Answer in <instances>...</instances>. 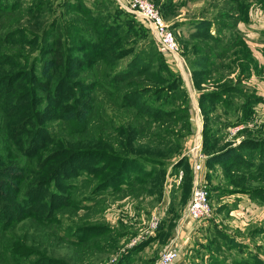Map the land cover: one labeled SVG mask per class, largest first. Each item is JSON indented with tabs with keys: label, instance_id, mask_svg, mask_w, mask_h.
Returning <instances> with one entry per match:
<instances>
[{
	"label": "rangeland",
	"instance_id": "1",
	"mask_svg": "<svg viewBox=\"0 0 264 264\" xmlns=\"http://www.w3.org/2000/svg\"><path fill=\"white\" fill-rule=\"evenodd\" d=\"M150 1L173 29L182 54L187 50L194 53V46L201 41L210 48L209 57L213 59L210 63L214 65L207 76H200L202 80L208 84H211L207 81L209 78L214 79L213 82L221 81L214 88L228 87L225 90L228 94L222 100L214 97L206 102L209 107L206 119L208 131L205 132L208 139L203 144L204 152L207 159L210 156L222 159L221 163L207 160L203 172L212 214L200 223L184 220L192 195L193 173L190 161H187V167L177 165L184 155L188 159L186 152L191 146L187 147V140L184 142L181 139L183 130L174 126L173 122L161 125L159 129L157 127L161 122L155 125L146 119L136 118L131 111L132 106H120L125 90H116L109 80V73L124 67L143 44L153 40L152 31L145 22L124 10L116 0H0V126L7 121L12 124L17 121L14 119L18 110V105L14 107L17 101L14 91H7V86L27 85V78L13 81L20 72L31 75L39 73V70L46 73L48 69L53 71L47 60L53 56L55 48L51 47L61 33L67 48L65 53L71 59H76L75 55L77 57V63L70 64L68 68L66 82L61 84L63 104L76 101L77 108L67 104V109L61 106L60 110L51 100L47 106L41 102L38 108L45 110L46 118L50 120L41 121L48 133L45 137L40 136L33 147L44 154L66 151L59 149L57 144L75 151L71 153L74 161L66 164L63 171L71 173L75 170L80 176L67 180L74 185L69 190L52 185L51 190L59 191L55 195L58 200L53 205V217L58 222L47 226L55 231L48 230L50 228L43 224L36 231L32 227L36 221L34 216L18 222L16 215L7 212L8 220L17 221V246L25 243L20 241L24 235L23 228L31 227V237L26 245L34 251L29 256V262L53 257L66 260L69 264H156L164 247L176 236L177 223L185 221L190 224L193 233L191 245L184 252L181 264H215V259L222 264H234L244 258L256 259L259 264H264V15L256 23L255 31L259 34L254 37L259 38L260 48L257 52V47L253 46L259 55L256 57L247 45L238 44L243 37L239 34L238 22L244 20L249 24L250 4L247 2L245 11L246 0H242L240 5L236 0ZM260 3L263 9L260 10L264 11V0ZM201 20L204 23L200 25L211 27L204 37L193 35ZM212 28L216 36L212 34ZM214 37L221 40L215 41ZM155 44L154 49L158 53L154 60L155 73L161 79L145 81L141 77L136 79V83L138 86L150 83L164 91L160 99L153 95L145 97L146 102L174 108L181 101H186V97L180 91L168 94V84L163 80L175 77L165 69L166 62L162 60L165 51L158 43ZM200 49L197 48L196 52L201 56ZM106 53L117 55L120 60L110 63ZM238 53H245L246 58H241ZM203 67L204 70L209 69L210 65L206 61ZM137 84L129 89H135ZM112 88L114 96L110 92ZM249 98L253 110L247 111L248 117L251 115L247 118L246 110L240 112V108L243 110L242 106ZM224 99L227 101L217 108V102ZM227 102L231 103L230 109L226 108ZM241 115L243 122L240 123L244 124L234 131L232 122L241 119ZM171 126L178 128L175 129L177 134L165 133L166 127L170 131ZM29 128L30 125H27L26 129ZM116 128L131 129L135 133L130 141L125 140V134L116 131ZM148 131L155 132L150 136ZM0 134V138L7 136L5 132L0 131ZM9 134L14 140L20 139L16 129L12 128ZM212 137L213 142L210 141ZM245 139L251 146L238 150ZM234 149L238 150L237 156ZM102 152L110 156L118 153L129 156L126 158L127 168L123 169L124 174L115 185L100 186L108 175L121 167L119 161L112 162L114 160L104 154L100 157ZM5 155L0 145L2 165ZM60 159L67 160V154ZM55 162L57 158L53 164ZM100 171L103 173L97 174ZM180 171H184L183 178L179 176ZM0 177L13 181L12 187L14 184L20 187L34 177L31 189L35 191V197L40 192L36 186L40 182L39 174H31L27 180H15L12 176L1 174ZM58 177V180L63 179V176ZM1 193L3 201L10 199L17 202L15 205L21 212L28 209L20 201L23 189L17 192L3 189ZM43 201L49 202L46 187L41 190L36 203ZM47 208L43 207L41 212L44 214ZM21 212H17L19 217L27 215ZM86 226L96 229L92 230L94 235L89 239L93 249L89 255L84 254L87 258L83 260L77 253L80 248L76 247V238L70 229ZM4 239L0 240V252Z\"/></svg>",
	"mask_w": 264,
	"mask_h": 264
},
{
	"label": "trees",
	"instance_id": "2",
	"mask_svg": "<svg viewBox=\"0 0 264 264\" xmlns=\"http://www.w3.org/2000/svg\"><path fill=\"white\" fill-rule=\"evenodd\" d=\"M205 22H207L205 20ZM204 23V20L199 21V24L196 26V32L193 33L195 36H207L209 33V30L211 27L208 25H200ZM208 23V22H207ZM148 27V26H147ZM172 29V28H171ZM151 31V29L149 28ZM173 30V29H172ZM175 34V33H174ZM152 41L143 44L141 48L136 52V54L125 64L124 67L118 68L111 73L108 74L110 82H112L116 86V90L123 91L122 92V98L120 100L121 107H130L131 111L135 115L136 118L142 120L146 119L148 123L151 124H157V122H161L160 126L157 128L160 129L161 125L172 123L174 126L177 125V127H180L179 130H183L184 133L180 135L181 139L186 140L187 136L191 133V123H190V104H189V95L185 88H183L182 80L177 74H175L169 67L168 64H166L165 69L169 70V74L175 78L171 80H163L165 83L168 84L166 89L168 90V94L171 92H177L180 91L184 93L186 97V101H181L176 107L174 108H165L164 106L160 105H153L151 103H148L145 101V97H150L153 95L155 98L160 99L162 97V94L164 91L154 88V86L150 85V83L142 84V86H138V82L136 79H139L143 77L145 81H156V79H161L160 77L156 76L155 73V56L157 51L154 49L155 43H158L152 33ZM212 36V35H211ZM214 40H217V37H214ZM243 44L246 45L245 42ZM55 48L53 56L50 57L47 62L50 65V68L52 67L53 71L48 69V73H46L44 70H39V73H32L29 75L28 73L20 72L18 77H16L13 81L18 80L19 78H27V85L25 83H19V85H8L7 91L13 92L14 91V98L17 102H15L14 107L18 105V110L16 111L14 115V119L17 120L15 124H12L10 122L3 123V125L0 126V131L5 132L7 136L5 138H0V145L2 150L5 152V156L3 157L4 164L0 167V174L1 175H9L12 176L15 180L17 179H28V176L33 174H39L40 182L37 183L38 190L40 189V192L38 193L37 197L34 195V190L31 189L33 183L35 181L34 177L31 181H27L26 183L22 184L20 187H15L16 184L13 185V181H10V179H2L0 177V240H3L2 245V252H0V260L2 264H69L68 261L63 259H57L53 257H44L36 260L35 262H29V256L32 255V252L34 251L33 248H29L27 242H29L30 236V229L31 227L24 229V235L22 238H20V241L23 240L25 243L23 245L17 246V240L18 236L15 233V228L17 221L10 219L8 220V213L16 215L19 220H25L27 217L34 216L35 222H33L32 227L34 229H41L39 228L42 224L46 227L47 225L51 224L52 222H58L55 217H53L54 212V202L55 200H58V198L55 196L59 193L57 189L51 190L52 185L54 188L63 187L66 188V190L70 189V186H74L73 183L67 182L68 179H72L74 177L80 176L78 175L75 170H73L71 173L64 172L63 169L65 168L66 164H70L74 161V157L71 153H75V151L70 150L68 148H65L64 145L57 144L59 146V149H66V151H59L60 153H51L48 152L44 154V152H39L38 149H34L33 144L38 143V140L40 136H44L48 133L47 129L45 128L44 122H41L42 120H45L46 122L50 121L46 118L45 110L43 111L41 108H38L39 104L42 105L41 102H44L45 106H47V102H52L55 107L60 108L63 106L67 109V104L70 106L75 107L77 102H68L63 104V97L61 91V84L66 82L65 75L68 71V68L70 64H76L77 63V57L75 55L76 59H71L67 54L65 53L67 48L65 46V41H63L62 33L60 34L59 38L54 40V45L51 48ZM196 48L201 47L199 51H201L203 54H206V56L201 55L199 59L197 57H194L191 61L194 64H198L200 67L199 71H196L197 74L201 72V75L205 74V76L208 75V73H204V67L203 64L207 63L210 65V59H207L209 57L210 48L203 44V42H199L196 46ZM105 57L110 63H117L120 60V57L117 55H113L112 53H106ZM205 57L206 59L201 60V58ZM163 58V57H162ZM163 62L164 58L162 59ZM249 69V68H247ZM245 69V70H247ZM37 70V69H36ZM58 70H60V73L58 74ZM206 70V69H205ZM28 74V75H24ZM196 74V73H195ZM21 75V76H20ZM59 75V77H58ZM175 75V76H174ZM198 76V75H196ZM135 78V79H134ZM200 81H202V78L200 77ZM127 81V82H126ZM80 82V81H79ZM126 82V83H124ZM137 82V83H136ZM198 82V83H199ZM80 84V83H79ZM135 89H129L133 85H136ZM228 87L222 86L220 91L217 92H205L202 95L201 100V106L203 110L207 113L208 106H206V102H209L208 100H212L214 97L216 99H221L225 96V94H228L227 90ZM234 90H237V88H232ZM231 90V89H230ZM111 94L114 96V88H112V91H110ZM241 93L242 91H238ZM2 93L5 94V91H2ZM167 93V92H166ZM6 96H9L8 93H6ZM76 99V97H74ZM118 101V100H117ZM227 100L224 99L223 101L219 102H226ZM212 102V101H211ZM70 103V104H69ZM218 103V102H217ZM230 104L227 102V109H230ZM246 105H243V111L246 110V117H248L249 113L247 111H250L251 108V99L249 98L246 103ZM115 105H118L117 102H115ZM132 106V107H131ZM253 110V109H252ZM183 112V114H182ZM209 113V112H208ZM139 115L141 118H139ZM60 115H57V117ZM62 117L60 116V119ZM152 121V122H151ZM176 121H178L176 123ZM182 121V122H180ZM242 117L238 121L236 120L235 123L242 122ZM175 123V124H174ZM30 125L31 128L26 129V126ZM19 131V140L17 141V138L15 140L10 136V131L12 130ZM169 127H166L165 133L166 134H177L175 129H178L176 127L171 126L170 131H168ZM116 131H120L121 134H125V140H129L132 138V134L135 133L133 130H122L119 128L115 129ZM178 130V132H179ZM208 131V127L206 132ZM155 131H148L147 133L152 136ZM28 134L29 137L23 136L24 134ZM207 134H204L203 144L204 142H207ZM1 136V134H0ZM180 137L178 139H180ZM210 138V137H209ZM214 137L210 139L211 142H213ZM101 141V140H100ZM103 143V142H101ZM249 140L245 139L243 140L239 146V149H244L246 147H250ZM181 148V145L179 146V149ZM204 149V148H203ZM235 150V156L238 155V150ZM120 153V150L118 151ZM229 152V151H228ZM117 155H106L105 153H100V157H103V154L107 156V158H111L112 162H120L119 165L120 168L113 171L110 175H108L102 182L100 186H111L115 185L116 182L120 179L119 177L123 176V169L127 168L126 158L122 154ZM67 154V160L60 158L62 155ZM56 164H53V162L56 160ZM105 159V157H104ZM210 163L217 162L221 163L222 159H217L216 156H210L209 159H207ZM216 160V161H215ZM188 160L186 158H182L179 160V163L177 165H181L184 167H187ZM2 162V163H3ZM70 162V163H69ZM24 173V175H22ZM103 171L98 172L97 174L101 175ZM93 174H96L95 172ZM58 176H63V179L58 180ZM193 180V177H192ZM46 187V190L49 193V202L43 201L42 203H36L38 198L41 195V190ZM6 189L7 191L9 189H12L17 192V190L23 189L24 193L22 195V204L27 205L28 209L23 210L22 212L19 209V206L15 205L19 201L17 199L14 203L12 201H3L2 200V190ZM25 189H27L25 191ZM68 204V202H67ZM70 204V203H69ZM82 204V203H81ZM82 206V205H78ZM43 207H48L47 211L43 214L41 212V209ZM17 212H21V214H27L23 215L22 217H19ZM25 217V218H24ZM33 217V218H34ZM24 218V219H23ZM34 226H38L37 228ZM80 227L78 229H70L73 232V235L76 240V247L80 248V251H77V253L81 256V259L86 260L87 255L84 254H90L91 248L93 246V243H89V239L91 236H93L92 230L96 229V227ZM51 230L52 227H48ZM22 229V228H21ZM57 230V229H56ZM93 230V231H94ZM55 231V230H51ZM58 231V230H57ZM66 232V231H65ZM87 242V243H85ZM93 249V248H92ZM27 253H23V252ZM22 254V255H21ZM43 256V255H41ZM23 258V260H21ZM46 258V260H45ZM252 260V261H250ZM45 262V263H44ZM215 264H222L219 260L215 259ZM234 264H259V260L254 259H248L244 258L242 261L235 262Z\"/></svg>",
	"mask_w": 264,
	"mask_h": 264
},
{
	"label": "crops",
	"instance_id": "3",
	"mask_svg": "<svg viewBox=\"0 0 264 264\" xmlns=\"http://www.w3.org/2000/svg\"><path fill=\"white\" fill-rule=\"evenodd\" d=\"M237 3H239V5L243 2L242 0H236ZM250 4L249 6V18L247 19L249 24H246V22L244 20H240L238 22V29H239V34H241L243 37H241L242 39H239L238 44L241 45L243 44V42L246 43V45L251 49L252 54L254 53L256 55V57H259L258 54L255 53L254 47H257V52H259V38L257 37L259 33H257V31H255L257 29V25L256 23L261 21L262 18L261 16L264 15V11L262 9V4L260 3V0H246V4L244 6V10L246 11L248 3ZM261 9V10H260ZM238 14V13H237ZM215 24L212 25V27L214 28ZM213 28L211 29V32L214 36H216L217 34L214 33ZM196 32V31H195ZM254 35H257L256 37H254ZM238 36V35H237ZM246 38H245V37ZM239 37V36H238ZM244 38V39H243ZM218 40L215 41H220L221 39L218 37ZM179 44V42H178ZM254 46V47H253ZM224 47H228V45L224 44ZM238 49V48H236ZM194 53H192V51L187 50L184 51V53L182 54V48L179 44V55H178V60H176L170 53L165 51V62L166 64H168V67L175 73L177 74V76H179L182 80V84H183V88H185L188 92L189 95V104H190V123H191V133L189 134V136H187L186 140H187V147L190 146L192 144V141L195 139V136H197L199 133L201 134L202 138L204 139V134L207 130V117H208V113H206L202 106H201V100H202V95L205 92H217L218 87L214 86L216 84H219L221 81H212L214 79L209 78L207 81L211 82V84H208L206 81L202 80L201 82H199L200 76H205V74L201 75V72L197 74L196 71H199V66L198 64H194L192 59L194 57H197V59H199L200 57V53L196 52L197 48L194 47L193 48ZM240 54L241 58H246V55H244L245 53H238ZM203 56H206V54H201ZM236 57H238L237 54H235ZM248 57V56H247ZM206 59L205 57L201 58V60ZM207 59H210V57H208ZM212 59V58H211ZM213 61V59H212ZM248 61V60H247ZM251 61V60H249ZM252 63V62H251ZM214 63L210 64V67L206 70H202L204 71V73H208V70H211V66H213ZM199 66V67H197ZM196 73V74H195ZM198 75V76H196ZM199 82V83H198ZM211 85V86H209ZM226 96V94H225ZM224 96V97H225ZM222 102H218L216 105V107L218 108L219 105H221ZM251 108L253 109V105L251 104ZM257 108V107H254ZM240 112H243V110L240 108ZM242 117V115H241ZM236 122V120H233L232 123ZM243 122V121H242ZM244 123H235L234 127L238 126V125H242ZM233 127V128H234ZM230 129L232 130L231 126ZM234 130V129H233ZM236 131V130H235ZM204 148V147H203ZM188 160V159H187ZM189 161V160H188ZM180 221V220H179ZM191 226L189 223H185L184 222H179L177 223V230H176V235L178 236V243L180 246V249L182 251V255H181V259L179 260V263L183 261V255L187 252L189 246L191 245V238H192V233L191 232ZM185 252V253H184ZM186 262V261H185ZM188 262H186L185 264H187ZM181 264V263H180Z\"/></svg>",
	"mask_w": 264,
	"mask_h": 264
},
{
	"label": "built area",
	"instance_id": "4",
	"mask_svg": "<svg viewBox=\"0 0 264 264\" xmlns=\"http://www.w3.org/2000/svg\"><path fill=\"white\" fill-rule=\"evenodd\" d=\"M116 2L127 12L140 17L151 29L152 33L161 48L170 53L176 60L179 55V44L174 31L164 19L160 10L150 0H116ZM240 125L234 127L239 130ZM192 166V195L186 209V219L200 223L208 219L212 214L210 193L206 187L203 176L207 155L203 149V138L199 133L195 136L191 146L186 152ZM184 171H180L179 176L184 177ZM178 176V177H179ZM181 249L178 243V236L170 240L164 247L160 259L156 264H179L181 259Z\"/></svg>",
	"mask_w": 264,
	"mask_h": 264
},
{
	"label": "water",
	"instance_id": "5",
	"mask_svg": "<svg viewBox=\"0 0 264 264\" xmlns=\"http://www.w3.org/2000/svg\"><path fill=\"white\" fill-rule=\"evenodd\" d=\"M182 158H185V155H184V157H182ZM181 160V159H180Z\"/></svg>",
	"mask_w": 264,
	"mask_h": 264
}]
</instances>
